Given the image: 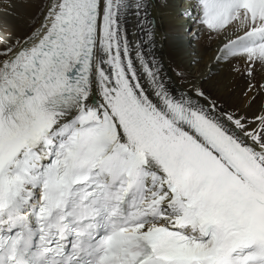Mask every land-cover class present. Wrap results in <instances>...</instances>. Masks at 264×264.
Masks as SVG:
<instances>
[{
    "label": "snow or ice",
    "instance_id": "obj_1",
    "mask_svg": "<svg viewBox=\"0 0 264 264\" xmlns=\"http://www.w3.org/2000/svg\"><path fill=\"white\" fill-rule=\"evenodd\" d=\"M0 264H264V0H0Z\"/></svg>",
    "mask_w": 264,
    "mask_h": 264
}]
</instances>
